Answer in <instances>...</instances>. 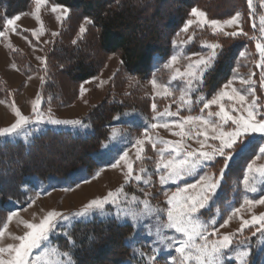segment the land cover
Segmentation results:
<instances>
[{
	"label": "rangeland",
	"instance_id": "1",
	"mask_svg": "<svg viewBox=\"0 0 264 264\" xmlns=\"http://www.w3.org/2000/svg\"><path fill=\"white\" fill-rule=\"evenodd\" d=\"M178 1L179 0H170L165 5L171 6L173 9H177V7H179L177 4ZM49 2L55 4L50 0ZM253 3L255 8L260 7L262 11L256 8V12L253 14L255 16L254 21L247 20L244 23V29L246 28L245 25L249 24L248 28L253 31L252 39L255 41L256 45L257 42L264 43V36H261L259 25V16L264 15V9H262L261 0H253ZM34 11L35 3L33 1L32 8L29 11L17 14L21 17V19L17 21L16 27L20 30L21 34L17 35L10 32L7 41L0 39V100L5 101V103L0 104V128L9 127L15 122V116L11 107L13 102H15L16 106L21 110L22 114L31 115V105L37 95L42 93L41 85L44 83L41 82V77H44V65L37 59V57L45 59L47 64L49 56L53 53V48H55V43H57L56 41H58L59 37H62V30L65 27V24L68 23L67 20L73 14V12L71 13L69 10V15L66 19L57 21L55 18L56 14L52 13L50 8L43 7L40 12V18L43 22V35L37 39L32 36V32H39L41 24L35 20L33 16ZM167 12H170V9L165 13L163 8L162 14L165 16L166 20L169 16L166 15ZM3 13L4 8L0 6V15H3ZM231 16L220 18V20L227 19ZM74 19L75 23L73 24V21L71 23V25L73 24V28L72 30L70 29L71 36L69 41L73 43V40L78 41L86 36L88 40L89 38H92L90 36L91 32H94V30L91 29L92 24L84 23L85 18L74 17ZM190 19L195 18L191 17ZM244 20H246L245 17ZM253 23L256 24L255 28L252 27ZM82 24L87 29L83 35L79 33V27ZM168 26L169 25L164 22L160 27V30L165 33L169 29ZM232 30L233 29H227L226 31L230 32ZM202 31H208L207 37L211 40L208 39L209 42L208 40H202L199 44L196 42L197 46H193V49L195 50L190 52L191 44L197 38L199 32ZM53 32L57 33V35L53 36ZM255 32L256 34H254ZM190 35L193 37L191 41L188 40V36ZM24 37H28V39H24ZM215 37L216 36L211 34L210 29H196L195 25L192 28H189L187 33H184L181 30L180 36L173 41V51L171 55L179 52L181 54L198 53L207 56L210 49L204 47V45L206 43H218V40ZM94 39L93 41H95ZM29 41H31V43H29ZM9 44L11 47L8 46ZM198 47L200 50L196 52ZM94 51V59H96V61L100 64V68L98 74L94 78L88 80L87 83L84 82L74 86L70 82L67 75L63 71L60 72L62 85L65 86V89L69 88V90L67 89L64 92V104L59 106H52V104L49 105L51 107L53 117L62 120H80L84 122L88 113L96 107L102 105L110 95H113L116 98H123L127 95H132L133 97L137 96L141 100H144L142 101L144 105L143 112L139 113L138 111H128L115 118L109 141L105 144L107 147L104 145L102 149L103 162L99 168L102 167L103 171L100 172V175L96 179H92L91 183L85 184L81 182L79 187H75V181L82 180L83 177L91 178L92 174L81 175L79 178L72 181H59L56 179L46 182L36 181V185L31 188L32 191L30 188H26V190L29 191L28 201L26 204L14 205L11 212H18V216L13 217L12 221L8 222L9 227L5 232L4 237L0 239V246L6 247L9 244L15 245L18 243V241L13 240L11 237L23 235L24 232L27 231L21 221L39 223L40 220L52 210L61 212L71 218L69 222L65 223L63 229L70 228L72 224L77 221H88L93 218H114L120 223H128L132 225L130 220L125 221L123 217L130 215L131 212H138L141 214L140 222L134 228V236L128 241L130 242L129 244L134 247V251L138 258L144 260L146 264H148V256L153 255V249H163L168 243H171L170 240H166L164 237L172 235V233L169 230L163 229V224L166 222L165 214L151 211L152 209L166 207L165 197L161 194L162 197L160 196V198H158L159 188L162 191V186L159 185L158 177L155 175V161L157 159V154L152 150L151 145L146 144L143 161H136L135 149L131 148V143L142 135L144 127H147L150 123L155 122L152 120V103H156L158 112H162L166 107H169V105H171L170 110H176L177 103L179 102V90L184 87V85L179 78L176 81H171V77L175 74L176 68H179L181 72L185 71L189 61L181 57L176 65L172 67H165L164 65L169 61L171 57L170 55L169 58L156 67V72H154L153 75L144 79L137 75L128 74L122 66L119 54L103 55L99 53L97 48H94ZM220 51L221 48L217 50V56ZM14 53L16 54L14 55ZM251 56H257L254 62H252ZM258 56L256 47L254 53L244 51L240 55L237 66L234 69L229 81H232L233 87L237 88L245 95L248 94L249 89H255V95L259 98V102L264 105V87L261 86L262 82L260 79L261 75L264 73H262V71H256V64L259 62ZM17 58L25 60L24 62L29 61L39 70L34 74L26 75L19 69ZM198 58V55L193 56V59ZM13 64L16 65L15 68L12 67ZM61 70H63V68ZM152 79H156L158 84H168L171 81L170 87L174 92V96L162 97L157 95L156 90L153 89L150 83ZM241 79H248L251 82L244 85L240 83ZM82 84L86 90L83 96L80 95L79 91ZM225 84H223L220 89H222ZM199 91L200 90L198 89L197 92L192 93V99L194 102L196 101L198 94H200ZM249 98L251 99V97ZM174 100L176 103H173ZM49 106H46L44 98L42 97L41 110L46 113ZM199 107L200 105L194 104L192 111L194 113H199ZM213 110H215V106L213 107ZM181 114H188L187 110L182 111ZM86 125L87 128L73 127L71 125L56 126L47 123L29 125L19 136H12L4 139L29 142L33 136L47 129H70L74 131H82L84 134H88L90 132V126L88 124ZM154 132L156 135H159L165 140L179 139L162 128L156 129ZM113 133H116V135L113 136ZM25 137H27V139H25ZM188 144L191 148H199V145L194 141H188ZM262 144H264V142H262L260 137L257 136L256 143L251 145L253 146L251 148L253 154L247 156L245 159H242L243 162L241 161L239 165L244 168L241 171L242 173L240 172L235 175L236 177L229 174L232 163L230 162V167L226 170L221 188L218 190L217 196H214L210 202L212 206L208 208L207 215L202 218L204 222L209 223L210 226L218 227L223 223L224 219L230 215L233 208L240 206L245 196L250 199H258L261 195H264V185L258 184V191L255 194H252L245 192L242 183L243 177L247 173L248 164L255 161L253 167L264 166V157H261L258 160L256 159V156L259 155L257 146ZM117 148L128 151L129 159L134 162V174H140L139 167L141 166V163H143L146 172L141 175L143 179L149 180L148 184H144L142 181L137 183L134 180L126 183L125 173L127 168L122 166L121 168L113 169L109 166L113 158L117 155L115 151ZM248 149H250V147ZM149 157L151 159H149ZM241 157V154L237 155L234 160H241ZM218 159L222 160L223 158ZM216 166L218 167H212L211 170H209L218 174L221 165L218 164ZM99 168L97 170H99ZM194 179L195 177H192L189 178L188 181L181 183L192 182ZM69 186H72L74 190H62L63 188ZM155 187L158 188L157 191L155 190ZM174 187L175 185L163 186V188ZM121 188L124 190V194L127 195V200L125 199V195L122 194L120 197L121 203L118 206L114 207L111 204L105 205L103 210H97L83 218L76 217L74 215L75 213L82 211L84 205L91 200L102 198L106 196L108 192H117ZM145 193H149V195H145ZM37 194L39 195L38 199H36ZM133 195L137 197V201L135 202L131 201V197ZM33 199H35V203L31 207H28V204ZM144 200L148 201V209L143 206ZM24 209H27V211H24ZM118 213L121 217L120 219H117ZM260 214H264V205H257L250 210L246 208L239 214V216L233 217L228 222L226 227H219V231L217 233L218 236H222L224 234H235L234 247L238 245L240 249L250 248V264H264V234L257 232L255 236L251 235V232L255 231V228L259 227V225L244 229L243 234L239 232V229L242 219L250 220L253 215L259 216ZM157 216H159L160 219H157ZM6 217L4 218V222H7ZM62 231L63 230H57L50 236V240L47 242L49 248L47 254L42 252L40 249L35 251V254L40 256V261L35 262V264H47L49 261H51L52 264H55L56 261H61V264H67V258L62 255V251L59 250L53 242L54 237L62 235ZM158 231L160 233L159 235L157 234ZM245 237H247V239H245ZM161 240H163V243H160ZM51 249H55L56 251L52 252ZM141 253L144 255H141ZM174 255H176L174 252L160 250L158 259L163 260V264H166V261L170 258V256ZM235 255L236 252L233 251L232 259H229L227 264H233ZM105 258L110 259L111 255L107 254Z\"/></svg>",
	"mask_w": 264,
	"mask_h": 264
},
{
	"label": "snow or ice",
	"instance_id": "2",
	"mask_svg": "<svg viewBox=\"0 0 264 264\" xmlns=\"http://www.w3.org/2000/svg\"><path fill=\"white\" fill-rule=\"evenodd\" d=\"M35 11L33 16L35 20L41 24L39 32L33 31L32 36L37 39L43 35L42 21L40 12L43 7L50 8V11L56 14V20L62 21L69 15V9L61 7L58 4H52L49 0H34ZM246 5L250 15L249 21H254L256 12L253 0H246ZM262 9H264V0H261ZM190 16L195 19H188L182 29L184 33L189 31L195 25L196 29H210L213 36H225L236 38L239 36H248L244 29V17L240 12H236L231 17L220 20L209 18L207 13L197 8H192ZM21 17L19 15L12 18H3L0 21V39L5 41L9 38V33L21 34L16 27L17 21ZM84 23H92L85 18ZM259 25L261 36H264V15L259 16ZM255 28L256 24L253 23ZM233 29L232 31H226ZM87 29L83 24L79 27V33L83 35ZM53 36L57 33L53 32ZM252 38V37H250ZM28 39V37H24ZM193 37L188 36L191 41ZM31 43V41H29ZM77 43L73 40V44ZM11 47V45H8ZM204 47L210 49L207 56L198 53L181 54L179 52L171 55L169 61L165 63V67L176 65L182 57L187 59L189 63L185 71L181 72L179 68L175 69V74L171 77V81L178 78L183 82L184 87L179 90V102L175 111L170 110L171 105L166 107L162 112L157 111L156 103H152L151 111L153 113L152 120L147 127L143 128L142 135L131 143V148L135 149L136 161H143L145 153V145H151L153 151L157 154L155 161V175L158 177V183L162 186V195L165 197V208L152 209L151 211L163 213L166 216V222L163 229L169 230L172 235L164 237L170 240L163 249H153V255L148 256V264H158V255L160 250L174 252L176 255L170 256L166 264H227L232 259V252L235 251V259L233 264H250V248L240 249L238 245L234 247L235 234H224L218 236L219 227H226L228 222L235 216L244 211L246 208L251 209L257 205H264V195L258 199H250L245 196L239 207L231 210L230 215L224 219L223 223L218 227L210 226L209 223L203 221V217L207 215L208 208L211 207V201L217 196L218 190L221 188L226 170L230 167V162L237 155H240L251 145L256 143L257 136L264 142V105L259 102V98L255 95V89H249L248 94H243L240 90L233 87V82L229 81L222 89L206 98L203 94H198L196 101L192 99V93L200 90L201 85L207 72L211 71L214 61L217 58V50L221 48L220 43H206ZM259 62L256 67L260 68L264 73V43L257 42L255 45ZM15 50V49H13ZM199 56L193 59V56ZM44 65V71L47 72L46 60L37 57ZM16 67L15 64L12 66ZM31 78V77H30ZM46 77H41L43 83ZM262 87H264V74L260 77ZM168 84H158L156 79L150 81L156 94L162 97H172L174 92ZM88 81H86L87 83ZM251 81L241 79L240 83L247 85ZM80 95L83 96L85 88L83 84L80 86ZM251 97V99L249 98ZM5 101L0 100V104ZM173 103H176L174 100ZM42 94L37 95L31 105V115L22 114L21 110L12 103L15 122L9 127L0 128V138H9L19 136L22 131L29 125L51 124V125H71L73 127L87 128V125L80 120H62L54 118L51 107L47 108V112L41 110ZM195 105H200L199 113L192 111ZM215 106V110L213 107ZM187 110L186 115H182V111ZM164 118V119H161ZM165 129L171 135L178 137L177 140H165L156 135L154 130ZM116 133H113L115 136ZM27 139V137H25ZM188 141H194L199 145L198 149L191 148ZM105 147H107L105 145ZM258 153L256 159L264 157V144L258 145ZM117 155L110 163V167L121 168L126 167L125 182L136 181L148 184V179H143L142 175L146 172L143 163L139 167L140 174H134V162L129 159L127 150L115 149ZM218 158H223L222 160ZM149 159H151L149 157ZM221 165L219 173L215 174L209 169ZM255 161L247 165V173L243 177L244 190L247 193L255 194L258 191V184L264 185V166L253 167ZM103 168L92 173L91 178L83 177L82 180L75 181V187H79L80 183H91L92 179H96ZM195 177L192 182L189 178ZM166 185H175L174 188H163ZM63 191L74 190L72 186L62 189ZM124 194L121 188L117 192H108L106 196L93 199L84 205L83 210L75 213L76 217H86L97 210H103L105 205L118 206L121 203L120 197ZM125 199L127 200V195ZM149 195V193H145ZM39 198L37 194L36 199ZM131 201H137V197L133 195ZM35 203V199L31 200L28 207ZM144 208L148 209V201H143ZM27 211V209H24ZM18 216V212H9L6 217L7 222L0 221V239L8 230L9 223L13 217ZM119 213L117 219H120ZM141 214L131 212L130 215L123 217L125 221L130 220L133 227L140 222ZM68 215L52 210L49 211L39 223L24 222V228L27 230L23 235L12 236L11 238L18 241L17 244H9L6 247L0 246V264H35L40 261V256L35 254L37 249L47 254L49 251L48 243L50 236L57 230H63L66 222L70 221ZM157 219H160L157 216ZM259 225L255 231L251 232L255 236L257 232L264 234V214L259 216L253 215L250 220L242 219L239 232L244 233V229L251 226ZM160 234L159 231L157 233ZM247 239V237H245ZM163 243V240L160 241ZM243 243V242H241ZM55 252V249H51ZM62 255L67 258V264H74L71 254L67 251ZM141 255H144L141 253ZM178 257V259H177ZM47 264H52L51 261ZM55 264H61L56 261Z\"/></svg>",
	"mask_w": 264,
	"mask_h": 264
},
{
	"label": "trees",
	"instance_id": "3",
	"mask_svg": "<svg viewBox=\"0 0 264 264\" xmlns=\"http://www.w3.org/2000/svg\"><path fill=\"white\" fill-rule=\"evenodd\" d=\"M33 1L0 0V6L4 8L0 21L29 11ZM50 1L68 8L73 14L67 20L62 37L58 38L53 53L49 56L47 72L44 71L46 78L41 85V94L46 106H59L65 102L64 92L69 88L65 89L62 85L61 71L74 86L98 74L100 64L94 59V48L103 55L119 54L128 74L146 79L171 55L173 41L180 36L186 21L191 18L192 8L205 11L213 19L240 12L246 22L250 15L246 0H179L177 9L165 5L170 0ZM163 8L165 13L170 9L166 14L169 15L167 20L162 14ZM256 8L261 10L260 7ZM74 17L92 21V38L88 40L86 36L75 44L69 41L70 31L75 23ZM164 22L169 25L165 33L160 30ZM248 25H245L248 36L215 37L221 45V51L211 71L204 78L202 93L199 91L206 98H210L230 80L244 51L254 53L255 41L250 38L253 31ZM207 32H199L190 46V52L195 50L194 45L210 39ZM199 50L198 47L196 52ZM256 57L251 56L252 62ZM24 61L17 58L19 69L26 75L39 70L29 61ZM256 71L261 69L256 67ZM142 101L144 100L132 95L123 98L110 95L102 105L85 117L84 122L90 126L88 134L70 129H47L33 136L29 142L0 138V221L4 222L15 204H26L29 192L26 188L31 189L36 181H72L81 175L95 172L103 162L102 149L109 141L115 118L128 111L143 112ZM252 147L241 153V160L232 161L229 174L236 177L243 170L244 167L239 164L242 159L253 154ZM155 190L158 188L155 187ZM161 192L159 188L158 198L162 197ZM62 232L59 237H54L53 242L62 253L67 251L71 254L74 264H146L138 258L134 247L129 244L128 240L135 234L131 224L120 223L114 218H93L77 221ZM106 253L111 255L110 259L105 258ZM163 263V260L158 259V264Z\"/></svg>",
	"mask_w": 264,
	"mask_h": 264
}]
</instances>
